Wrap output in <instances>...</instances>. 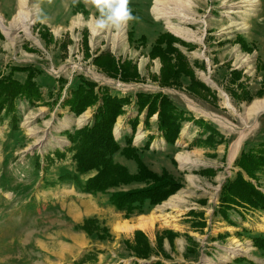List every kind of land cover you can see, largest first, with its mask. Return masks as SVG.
Wrapping results in <instances>:
<instances>
[{"label":"rangeland","instance_id":"1","mask_svg":"<svg viewBox=\"0 0 264 264\" xmlns=\"http://www.w3.org/2000/svg\"><path fill=\"white\" fill-rule=\"evenodd\" d=\"M23 3L28 17L21 26L13 21L20 0H0V16L6 27L4 30L0 26V73H7L11 66L34 67L38 70L35 80L42 100L34 105L17 101L16 126L9 117L0 122V264H264V250L253 245L254 237L264 235V212L251 213L241 208L242 218L241 214L236 215V208L229 210L226 217L219 212L220 188L237 171L234 160L242 150L264 141V109L253 107L254 101L263 99L264 94L250 101L235 98L232 91L236 85L230 84V71L237 69L247 92L253 94L260 87L264 73L259 70L264 62V0H161L167 23L152 12L154 0H131L139 20L106 30L96 28L99 15L91 5L85 6L84 0ZM76 3L86 13L76 11ZM44 29L52 37L50 43L40 36ZM165 31L191 45L176 43L195 77L214 92L215 102L187 91L188 78L181 77L180 85L167 87L151 79L161 64L158 59H149L148 52L157 35ZM142 35L144 43L139 40ZM236 35L244 39L251 52L240 47ZM102 51L136 63L140 79L124 82L108 76L92 63V57ZM14 77L22 81L25 73L15 72ZM80 77L112 93L131 95L132 100L139 91H163L187 114L212 124L223 142L215 148L193 146V140L204 138L206 133L186 122L173 145L163 143L157 133L149 148L143 149L149 134L142 138L137 131L143 119L140 114L133 144L143 149L141 157L151 170L166 169L182 186L162 203L151 209L144 205L142 212L124 218L108 202V193L92 196L78 191L71 183L56 180L63 171L74 172L64 131L90 124L95 109L89 107L75 116L62 105V99L76 87ZM56 95L59 98L54 102ZM125 110L130 119L137 114L133 103ZM127 118L118 117L113 127L122 145L118 124L124 121L129 134ZM155 120L156 115L149 120L154 130ZM238 138L241 140L237 153L230 160L231 148ZM139 139L141 142H137ZM55 150L65 151L64 159L57 160ZM47 155L54 157V162L42 168L48 163ZM114 159L135 172L133 161L118 154ZM204 168L216 172L212 176L196 173ZM251 181L264 193V172H257ZM89 217L105 226L110 237L99 240L95 234L89 236L74 229L75 224ZM138 218H152L151 228L118 230L125 222L135 224ZM135 230L142 231L152 247L156 246V235L163 230L176 233L172 242L163 238L162 248L168 256L136 258L123 242ZM238 244L241 250L233 251Z\"/></svg>","mask_w":264,"mask_h":264},{"label":"trees","instance_id":"2","mask_svg":"<svg viewBox=\"0 0 264 264\" xmlns=\"http://www.w3.org/2000/svg\"><path fill=\"white\" fill-rule=\"evenodd\" d=\"M75 6L76 11L80 9L82 13H86L80 3H76ZM95 13L99 15L97 10ZM40 36L47 43L51 42L52 37L46 29L40 33ZM128 39L132 42L130 32ZM139 40L144 43L145 36H140ZM236 42L243 50L251 52V48L240 35H236ZM83 43L87 47L85 38ZM176 43L191 47L190 44L167 31L157 35L150 46L148 56L151 60L158 59L161 66L158 74H152L151 79L160 86L167 87L180 85L181 77L188 78L187 91L208 102H215L214 92L195 77L194 70ZM92 63L108 76L121 81L140 79L136 63L130 59H116L112 53L107 51H102L92 57ZM259 70L264 71V62L260 64ZM15 72H24V80L20 81L15 78ZM37 73L38 70L32 66H11L7 73H0V122L3 118L9 117L13 126H16L18 121L16 102L26 100L30 105H34L42 100L40 87L35 80ZM230 76V84L236 85V89L239 90L233 89V97L250 101L254 97L263 96L264 73L259 89L253 94L247 92L239 81L241 71L231 70ZM58 98L56 95L53 101L57 102ZM132 99L131 95L112 93L106 88L99 87L96 82L80 77L76 87L62 99V105L67 106L75 116L82 114L89 107H95V109L90 124L74 127L71 131H64L70 144L67 151L72 152L74 172L63 171L56 178L58 182L71 183L78 191L92 196L108 193V202L122 212L124 218H128L133 213L142 212L144 205L151 209L162 203L182 186L181 182L166 169L155 172L143 161L141 150L149 148V144L155 138L154 134L147 136L143 149L133 144L140 114L143 113L145 128H150L149 120L156 115V129L167 145H173L179 139L180 131L186 122H192L201 129L202 134L206 133L204 138L194 139L193 146L215 148L223 142V137L212 124L207 123L203 118H195L187 114L161 91L154 93L139 91L135 93L134 100ZM132 103L137 114L129 121L131 131L123 136L124 144L122 145L115 137L113 127L117 118L125 114V107ZM116 154L133 161L136 166L135 172H130L126 165L116 161L114 159ZM53 155L57 160H61L64 159L66 152L55 150ZM45 160L48 163H45L42 168L52 165L54 157L47 155ZM172 162L175 163L174 160ZM36 166L39 167V163H36ZM234 166L237 167L235 175L227 179L220 188L219 212L225 217L228 211L234 208L264 212V193L251 181L255 179L257 172H264V141L256 147L246 151L242 150L234 160ZM215 172L213 168L196 171L206 176H212ZM129 185L135 186L123 188ZM192 214L197 215L198 213ZM74 229L81 230L89 236L95 234L99 240L110 237L107 228L99 224L95 217L83 219L81 223L74 225ZM175 236L176 233L163 230L156 235V246L152 247L147 236L142 231L135 230L132 237L124 239L123 242L136 258L149 259L151 255L159 254L167 257L168 255L162 248L163 238L167 237L169 242H172ZM253 245L264 250V235L254 237ZM242 260L239 259V261Z\"/></svg>","mask_w":264,"mask_h":264},{"label":"clouds","instance_id":"3","mask_svg":"<svg viewBox=\"0 0 264 264\" xmlns=\"http://www.w3.org/2000/svg\"><path fill=\"white\" fill-rule=\"evenodd\" d=\"M84 4L91 5L98 11L99 16L95 20V26L99 30L119 29L139 20V17L133 13L131 0H84Z\"/></svg>","mask_w":264,"mask_h":264},{"label":"bare ground","instance_id":"4","mask_svg":"<svg viewBox=\"0 0 264 264\" xmlns=\"http://www.w3.org/2000/svg\"><path fill=\"white\" fill-rule=\"evenodd\" d=\"M243 1H248V0H243ZM25 0H20V7L18 9V11L16 12V14L14 15L13 17V21L16 22L17 25H21L27 20V12L24 11V3ZM175 3V2H173ZM24 8V9H23ZM152 12L154 14H156V18L157 19H160V18H164V22H169L168 20V16L166 15V13H164L163 9L161 8V0H154V4L152 6ZM232 12V11H231ZM3 21L4 19L0 16V26L2 29H6V27L4 26L3 24ZM253 107L257 110H262L264 109V98L263 99H258V100H255L254 103H253ZM251 111V110H250ZM259 112V111H258ZM254 113V112H253ZM256 113V112H255ZM114 133H115V129H114ZM240 138H238L234 143H233V146H232V153L230 155V159H232L236 152H237V149H238V146L240 144ZM180 159V157H179ZM185 161V160H183ZM140 221L139 223H137V225H140V226H147V225H150L153 223V219L152 218H146L145 220H142L141 218H139ZM135 225L131 224V223H128V222H125L124 224H122L120 227L118 226V230L120 231H130ZM241 250V247L238 245H236V247H233V251H236V250ZM232 257V256H231ZM210 264V263H209Z\"/></svg>","mask_w":264,"mask_h":264},{"label":"crops","instance_id":"5","mask_svg":"<svg viewBox=\"0 0 264 264\" xmlns=\"http://www.w3.org/2000/svg\"><path fill=\"white\" fill-rule=\"evenodd\" d=\"M111 91V90H110ZM112 92V91H111ZM163 92V91H162ZM119 95H120V93H118ZM126 116L128 117L127 118V120H129L130 121V115H129V111H126L125 110V114H123V115H121V116H119V117H122L123 118V120H125L126 119ZM122 120V119H121ZM123 122L124 121H121V125H119L118 124V128H119V132L121 131V136H124L125 134H127V132H126V130H125V128H124V124H123ZM151 122V121H150ZM182 130H183V128H182ZM137 131H140L141 132V136H142V138L144 137V136H147V134H154L155 135V138H156V134L158 133V131H157V129H156V126H155V130H154V127L151 125V123H150V128H145V126L143 125V119H142V121L140 122V125H139V127H138V129H137ZM159 134V133H158ZM158 134H157V136H158ZM140 138V137H139ZM154 138V139H155ZM153 139V140H154ZM137 142H141L140 141V139L137 141ZM162 142L164 143V140H162ZM239 147V146H238ZM238 150V149H237ZM231 153H232V149H231V151H230V155H231ZM237 153V152H236ZM234 158V157H233ZM232 158V159H233ZM232 159H230V160H232ZM237 212V213H236ZM235 213H236V215L239 217L240 216V214H241V216L239 217V218H242V213H243V211H242V209L241 208H239V211H236ZM248 212H254V211H251V210H248ZM239 214V215H238ZM139 221H140V219L138 218V221L134 224V223H132L131 222V224H133V225H135L133 228H135L136 226L138 227H140V228H144V229H150L151 227V225H147V226H140V225H137V223H139ZM132 228V229H133ZM131 229V230H132Z\"/></svg>","mask_w":264,"mask_h":264}]
</instances>
